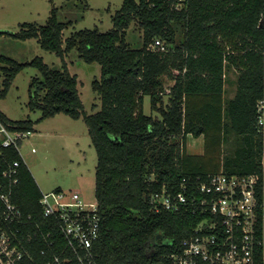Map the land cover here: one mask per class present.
Returning <instances> with one entry per match:
<instances>
[{
  "label": "trees",
  "instance_id": "16d2710c",
  "mask_svg": "<svg viewBox=\"0 0 264 264\" xmlns=\"http://www.w3.org/2000/svg\"><path fill=\"white\" fill-rule=\"evenodd\" d=\"M80 1L89 7L87 0ZM178 3L123 0L110 30L85 28L65 40L63 32L73 21H60L56 8L44 25L21 24L14 36L38 39L43 49L62 58V69L42 57L19 63L0 55L6 76L0 100L25 66L41 73L32 79L28 103L41 117L12 120L0 110V120L9 129L34 132L36 123L59 113L82 117L88 127L97 153L95 195L101 220L94 247L97 264H161L166 254L181 250L203 216L156 211L150 196L163 188L179 190L184 178L193 182L217 173L221 147L230 133L239 140L224 158L225 170L260 171L262 144L255 118L263 92V59L257 24L264 0H184L177 8ZM133 23L142 31L139 47L127 41ZM157 38L166 50L150 48ZM74 49L85 62L101 65V78L93 81L101 109L93 114L85 112L78 77L65 61ZM232 68L238 73L237 90L225 100L226 72ZM145 96H150L152 110L160 117L145 113ZM189 135L204 136V153L186 151ZM6 155L7 162L20 161L13 201L25 215H32L29 230L37 229L38 222L42 231H53L58 251L65 241L56 221L42 214L41 189L32 172L15 148H7ZM28 247L40 261L51 253L39 238ZM42 248L48 255H41Z\"/></svg>",
  "mask_w": 264,
  "mask_h": 264
},
{
  "label": "built area",
  "instance_id": "2783aa9c",
  "mask_svg": "<svg viewBox=\"0 0 264 264\" xmlns=\"http://www.w3.org/2000/svg\"><path fill=\"white\" fill-rule=\"evenodd\" d=\"M257 26L262 32L263 59V92L255 118L262 144L260 171L237 174L221 168L205 180L184 178L179 190L163 188L151 194L150 203L156 211H190L203 216L181 250L166 254L161 264H264V7ZM150 48L166 50L159 38ZM30 134L11 130L0 120V264H97L94 247L101 231L97 199L87 202L76 190L41 192L42 214L56 221L65 241L58 251L53 231H42L38 222L37 229L29 230L34 224L32 215H25L13 201L20 161L7 162L6 149L13 147L21 154L23 141ZM37 238L44 240L51 252L43 261L28 247ZM40 253L48 255L43 248Z\"/></svg>",
  "mask_w": 264,
  "mask_h": 264
},
{
  "label": "rangeland",
  "instance_id": "374dc122",
  "mask_svg": "<svg viewBox=\"0 0 264 264\" xmlns=\"http://www.w3.org/2000/svg\"><path fill=\"white\" fill-rule=\"evenodd\" d=\"M89 7L80 0H0V55H5L19 63H29L36 57H42L48 65L62 69L63 60L54 52L41 47L38 39H18L23 23L44 25L53 8L57 9L60 21L72 20L73 24L63 32L65 40L73 32L97 27L106 32L113 27L112 17L122 6L123 0H87ZM142 31L137 23L128 30L127 41L139 47ZM71 74L78 77V89L87 114L101 109L99 95L93 90V81L101 78V65L87 63L79 57L77 50L65 56ZM0 64V89L3 88L5 74ZM35 76H41L38 68L27 65L14 78L7 96L0 101L1 110L12 120L41 117L39 110L29 107L30 86ZM238 73L235 69L226 72L225 98L234 96L237 88ZM167 96L165 97L167 101ZM146 114L161 116L152 110L150 96H145ZM37 131L26 137L21 146V155L32 172L41 192L57 189L76 190L87 202H95V171L97 153L91 143L88 127L81 117L76 120L59 113L36 123ZM239 137L230 133L222 145L221 168L224 158L235 150ZM35 148V152L32 149ZM186 151L202 154L205 151L204 136L189 135Z\"/></svg>",
  "mask_w": 264,
  "mask_h": 264
},
{
  "label": "crops",
  "instance_id": "0c3cea01",
  "mask_svg": "<svg viewBox=\"0 0 264 264\" xmlns=\"http://www.w3.org/2000/svg\"><path fill=\"white\" fill-rule=\"evenodd\" d=\"M226 78V77H225ZM225 83H226V79H225ZM236 90H237V88H236ZM225 91H226V84H225V90H224V99L225 100H227V99H230V98H233L234 96H235V94H234V96H232V97H230V98H225ZM236 93V92H235ZM1 101V100H0ZM0 110H1V108H0ZM2 111V110H1ZM80 119V118H79ZM76 120H78V119H76ZM36 125V124H35ZM35 127V131L34 132H36L37 131V129H36V126H34ZM34 132H31V133H34ZM92 143V142H91ZM222 166H224V164L222 165ZM96 172V171H95Z\"/></svg>",
  "mask_w": 264,
  "mask_h": 264
}]
</instances>
